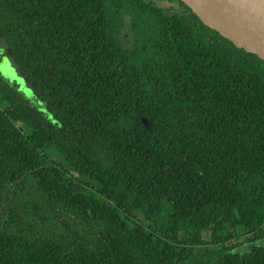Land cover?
I'll return each mask as SVG.
<instances>
[{
  "label": "trees",
  "instance_id": "1",
  "mask_svg": "<svg viewBox=\"0 0 264 264\" xmlns=\"http://www.w3.org/2000/svg\"><path fill=\"white\" fill-rule=\"evenodd\" d=\"M0 43V264H264L260 60L180 0H0Z\"/></svg>",
  "mask_w": 264,
  "mask_h": 264
},
{
  "label": "water",
  "instance_id": "2",
  "mask_svg": "<svg viewBox=\"0 0 264 264\" xmlns=\"http://www.w3.org/2000/svg\"><path fill=\"white\" fill-rule=\"evenodd\" d=\"M208 28L243 49L264 65V0H180ZM22 84L7 57L0 70ZM146 124V121L143 120Z\"/></svg>",
  "mask_w": 264,
  "mask_h": 264
},
{
  "label": "rangeland",
  "instance_id": "3",
  "mask_svg": "<svg viewBox=\"0 0 264 264\" xmlns=\"http://www.w3.org/2000/svg\"><path fill=\"white\" fill-rule=\"evenodd\" d=\"M158 5H163L162 3H159ZM120 41H121V43H122V45H123V47L125 48V49H129L130 47H131V34H130V32H129V30H128V28H123L122 29V31H121V34H120ZM2 49H3V44L2 43H0V59H1V54L3 53V51H2ZM7 71L4 69L3 71H1L0 70V74L5 78V79H8L9 80V78H8V76L5 74ZM10 81H12V80H10ZM22 89H23V91H24V93L26 94V95H29L30 94V92L28 91V90H26V89H24V87H22ZM32 95V94H31ZM33 98H35L34 96H33ZM33 104L34 105H37V106H39V103L37 102V101H33ZM3 106V105H2ZM42 149H44V147H42ZM49 154H50V157H52V159H54V160H56V161H58L59 159H60V156H58L54 151H49ZM76 188V190H77V192H79V193H83L84 192V190L81 188V187H75ZM179 229H180V232L181 233H186V232H196L194 229H192V228H190V227H179ZM243 229H242V227L241 226H237L236 227V234L239 236V238L237 239V241L236 242H242L243 241V239H244V237H242L241 236V234H242V231ZM203 237H204V239H206V240H208V241H210L211 243H213V242H217V241H219V238H220V236L219 235H217V234H210V235H208V234H204L203 235ZM233 243H235V242H233ZM263 244V243H262ZM261 244V245H262ZM240 248H243V247H240Z\"/></svg>",
  "mask_w": 264,
  "mask_h": 264
},
{
  "label": "flooded vegetation",
  "instance_id": "4",
  "mask_svg": "<svg viewBox=\"0 0 264 264\" xmlns=\"http://www.w3.org/2000/svg\"><path fill=\"white\" fill-rule=\"evenodd\" d=\"M1 57H3V56H1Z\"/></svg>",
  "mask_w": 264,
  "mask_h": 264
}]
</instances>
